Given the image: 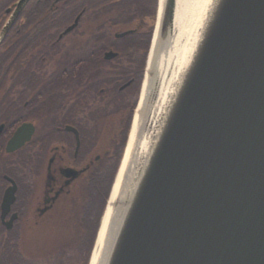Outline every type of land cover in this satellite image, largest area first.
<instances>
[{
  "label": "water",
  "instance_id": "water-1",
  "mask_svg": "<svg viewBox=\"0 0 264 264\" xmlns=\"http://www.w3.org/2000/svg\"><path fill=\"white\" fill-rule=\"evenodd\" d=\"M174 8L158 0L144 78ZM184 68L155 124L149 105L140 114L148 148L100 264H264V0H212Z\"/></svg>",
  "mask_w": 264,
  "mask_h": 264
},
{
  "label": "flooded vegetation",
  "instance_id": "flooded-vegetation-1",
  "mask_svg": "<svg viewBox=\"0 0 264 264\" xmlns=\"http://www.w3.org/2000/svg\"><path fill=\"white\" fill-rule=\"evenodd\" d=\"M18 1L0 0V264H35L32 241L101 222L150 49L142 23L79 19L64 34L79 0H28L14 16Z\"/></svg>",
  "mask_w": 264,
  "mask_h": 264
},
{
  "label": "bare ground",
  "instance_id": "bare-ground-1",
  "mask_svg": "<svg viewBox=\"0 0 264 264\" xmlns=\"http://www.w3.org/2000/svg\"><path fill=\"white\" fill-rule=\"evenodd\" d=\"M159 1L161 3L163 0ZM211 3L212 0H175L171 28L164 41L149 57L140 104L133 119L120 170L109 197L89 264H100L112 229L113 222L110 219L113 216V206L123 199L131 174L135 170V163L144 156L148 148L149 133L144 134L145 129L142 130L140 114L145 109V104L149 105L151 124H155L166 100L172 95L184 72Z\"/></svg>",
  "mask_w": 264,
  "mask_h": 264
},
{
  "label": "trees",
  "instance_id": "trees-1",
  "mask_svg": "<svg viewBox=\"0 0 264 264\" xmlns=\"http://www.w3.org/2000/svg\"><path fill=\"white\" fill-rule=\"evenodd\" d=\"M80 8H86L80 20L111 21L123 27L142 23L139 30L147 37L146 50L150 47L156 21L158 0H79ZM138 33L133 34L136 36ZM100 219L87 230L76 235L62 236L47 242L32 241L35 248L30 249V260L35 264L53 262L54 264H89ZM86 232V233H85ZM14 245L27 244L23 235L12 237ZM9 244V239H3ZM1 245V244H0ZM46 245L47 248L37 246ZM24 253V251H23ZM7 260V257H6Z\"/></svg>",
  "mask_w": 264,
  "mask_h": 264
},
{
  "label": "rangeland",
  "instance_id": "rangeland-1",
  "mask_svg": "<svg viewBox=\"0 0 264 264\" xmlns=\"http://www.w3.org/2000/svg\"><path fill=\"white\" fill-rule=\"evenodd\" d=\"M137 106V105H136Z\"/></svg>",
  "mask_w": 264,
  "mask_h": 264
}]
</instances>
